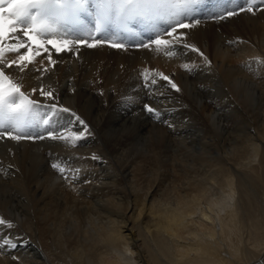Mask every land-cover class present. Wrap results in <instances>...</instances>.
Wrapping results in <instances>:
<instances>
[{
  "label": "bare ground",
  "instance_id": "bare-ground-1",
  "mask_svg": "<svg viewBox=\"0 0 264 264\" xmlns=\"http://www.w3.org/2000/svg\"><path fill=\"white\" fill-rule=\"evenodd\" d=\"M159 2L0 40V264H264V0Z\"/></svg>",
  "mask_w": 264,
  "mask_h": 264
},
{
  "label": "rangeland",
  "instance_id": "rangeland-1",
  "mask_svg": "<svg viewBox=\"0 0 264 264\" xmlns=\"http://www.w3.org/2000/svg\"><path fill=\"white\" fill-rule=\"evenodd\" d=\"M153 107H155V105L154 106H150V107H148V108H145V109H142V111L141 110H138L137 112L138 113H136V115L134 114V118L136 119V117H139V118H143V119H149V122L150 121H153V119L155 120L156 118H155V116H153L152 114H153V110L155 109V108H153ZM113 109V110H112ZM147 110V111H146ZM149 110H151V111H149ZM109 111H112V112H116V109L115 108H111ZM142 112H145V113H142ZM149 112V113H148ZM148 113V114H147ZM150 114V115H149ZM229 139V138H228Z\"/></svg>",
  "mask_w": 264,
  "mask_h": 264
}]
</instances>
